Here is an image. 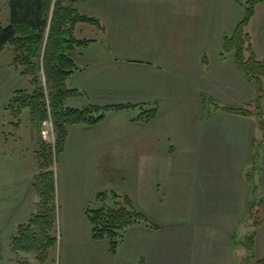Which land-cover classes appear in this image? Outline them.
I'll return each instance as SVG.
<instances>
[{
	"label": "rangeland",
	"instance_id": "rangeland-1",
	"mask_svg": "<svg viewBox=\"0 0 264 264\" xmlns=\"http://www.w3.org/2000/svg\"><path fill=\"white\" fill-rule=\"evenodd\" d=\"M106 1L81 0L77 9L82 14L98 19L100 26L82 23L77 26L75 31L77 38L94 41L90 47L79 50L75 56L77 66L80 69L89 70L87 76L92 77L90 81L83 80L82 93L84 97L79 98L92 99V104L101 106L104 104L94 101H96L95 99L100 101L101 96L95 93V89L101 85L102 81L119 80L118 83L127 81L132 86H138L146 79L145 66L141 63H133L129 59H143L141 56L143 53L154 51L153 48L164 47V44L160 46L150 44V46L143 47L144 43L141 39L147 35V32L141 31L139 35H136L134 31L125 26L123 19H126L127 16L124 12L119 9L109 11ZM139 1L153 3L160 0ZM249 6H253L255 12L246 30L251 36L255 35L252 36V40L256 58L264 60V0H219V6L213 8L218 17L211 20V25L199 27L197 24H191L192 27L195 26V30L202 29L201 32H197L193 46L195 50L199 51V56L201 55V64L204 67L202 69L209 70L214 57L215 62L219 58V61L223 62L229 71L232 66L239 74V79L234 74L232 77L230 75L231 78H228L227 85L224 86L225 91L216 89L205 94L201 105L206 109L202 110V114L217 113L231 118L229 116L233 113L230 110L247 108L249 103L246 101H249L251 94L255 98L258 97L256 101L263 97L262 104H264V78L261 84L249 81L236 66L233 52L227 53L225 58L222 56L225 37L233 35L237 26L246 18V10ZM141 11L151 15L140 16L139 19L156 22L169 17L173 18L174 15L170 14L171 10L166 12L165 9L152 7L143 8ZM10 23V0H0V25L7 27ZM101 26L104 30L101 29ZM171 26L174 27L168 24L163 27V30L169 29ZM141 28L147 27L141 25ZM115 44L118 46L116 45L113 49ZM207 44L209 45L206 46ZM112 49L118 50L117 52L126 50L127 54L115 53L117 57L109 56ZM216 50L217 53L214 55ZM210 54L214 56L211 58ZM116 58L119 62L115 61ZM114 71L120 74L107 76L108 73ZM41 77L43 86L46 88L44 71L41 72ZM32 80L27 67L17 60L14 46L8 45L0 53V223L1 219L3 220L0 231L4 232L0 242L3 248V264H41L35 254L27 255L17 251L15 247V244L18 243L17 239L21 237V229L27 228L34 214L38 212V205L35 204V190L30 183L34 182L35 178L43 172L37 153L39 134L35 132L32 112L30 109H25L19 114L12 102L16 91H25L29 94L34 92L35 87ZM74 80L76 79L69 80V88L74 84ZM238 84L243 90L239 89ZM192 94L191 91V96ZM115 99L111 100L114 102L106 103L119 105L129 104L131 101L127 98ZM76 100L68 99L67 105L73 107ZM82 102L79 100L77 103ZM185 102H187L185 105L191 106L192 104L193 107L179 106L175 109L178 111L176 114H174V110L165 111V117L161 118L163 120L162 128L168 134L164 136L160 132L162 139L159 146L155 139L150 140L148 144L144 145L145 147L143 146L148 149L147 154L155 153L159 162L163 160L162 164L164 163L166 168L163 181L170 184L169 189L178 191L174 193V196L167 194L166 184L161 188V192L157 191L156 195H153L154 191L152 192V190H159V185L154 187L151 185L154 178L146 174L148 171L144 174L142 171L139 172L141 170V154L139 152L135 151L131 154L132 151H123L124 153H120L121 159H116L114 154L110 155V159L108 154L102 153L101 145H93V141L99 139V135H104V138L110 141L119 140L116 144L127 148H133L141 139H143V144L148 142L146 136L140 133L141 124L145 123L140 120V114L143 113L141 108L146 105L140 104L135 109H126L123 115H115L118 117H112V120L104 122L106 130L99 129L101 124L86 129L87 131L82 129L86 127L70 129L71 134L67 145L64 152L60 154H56L54 150L56 136L55 133L53 134L52 122L49 121L43 125L44 135L42 133L41 136L45 142L47 156L53 163L52 170L55 175L56 187V212L51 231L52 236L56 238V246L54 258H50L45 264H183L177 259L188 257L189 251L186 246L198 239V235L201 237L203 230L206 231L210 227V223L200 224L189 220L194 208L192 205L194 200H189L194 162L204 161L205 147L200 139L196 138L194 141V145L198 144L196 152L192 151L190 154L191 146L187 143H178L181 149L176 148L174 152L172 148L173 146L175 148V145H170L168 141V137L172 140L178 139L176 134L179 132L180 126L189 130L193 125L203 127L205 124L204 120L191 121L192 114L200 112L198 104L196 105V97L185 100ZM153 107L147 110H151ZM132 117L134 119H131ZM219 120L220 117L218 119L213 117L210 121L211 126L216 128L220 123ZM125 122L127 124H124ZM231 127L232 125L228 124V128ZM46 131L50 134H47L48 137L45 140ZM129 133L134 136L125 135ZM247 139L249 138L247 137ZM248 145L244 141L246 151ZM253 146L255 148L253 152H247L244 154L245 156H242L243 152L235 153L238 154V159L243 161L242 165L239 164V168L235 169L232 162L226 169L220 170L221 173L212 170L216 177L205 173L204 169H197L194 176L198 183L206 182L203 190L207 196L210 195L208 186L212 179L221 184L224 192L227 190L231 194L239 193L242 188L241 182H244L243 185L245 182H251L250 188L254 189L256 195L252 194L250 207L253 204L256 206L254 217L264 222V138L262 132ZM127 163L131 164L130 167H122ZM170 180L180 188L175 190L176 186L170 183ZM102 192L128 194L133 199L137 210L147 216L149 223L159 225L161 229L148 228L145 223L130 228L123 234L117 254H113L108 239L101 242L93 240L92 225L86 215L89 206L96 207V197ZM218 192L221 194V190ZM216 198L219 199V197ZM36 199L38 202V197ZM199 200L196 198V203L201 209H204V200L201 199L202 201L198 202ZM198 213V211L194 212L195 215ZM255 231L258 235H256L254 256L257 259L264 257V246L262 245L264 227L259 229V227L241 223L234 230L230 241L232 251L236 255V264H241L242 257L248 255L241 242ZM260 236L261 244H259ZM177 240L182 242L183 247L186 248L179 245Z\"/></svg>",
	"mask_w": 264,
	"mask_h": 264
},
{
	"label": "crops",
	"instance_id": "crops-1",
	"mask_svg": "<svg viewBox=\"0 0 264 264\" xmlns=\"http://www.w3.org/2000/svg\"><path fill=\"white\" fill-rule=\"evenodd\" d=\"M105 3L108 6L109 11L112 9H119L124 12L127 16L126 19H123L125 26L134 31L136 35H139L141 31L147 32V35L141 39L144 43L143 47H146L147 45L150 46V44L155 46L164 44V47H152L154 51L143 53L141 55L143 56V59H129L133 63H141L145 66L144 70L147 74L145 81H142L138 86H132L128 84L127 81H123L122 83H118L119 80L102 81L101 85L95 89V93H98L101 96L99 99L100 101L95 99L96 101L94 102H99L98 104L104 105H114V103L106 102H114L111 100H116L115 98H127L131 101H129L130 103H126L146 105L147 107L144 106L141 108L142 112L158 105L160 114L152 123L141 124L142 127L140 133L142 135L144 134L148 139V142L144 144L142 141L143 139H141V141L136 143L133 148H127L123 145L116 144L119 140L110 141L107 138H104V135H99V139L93 141V145H101L102 153L104 155L108 154L110 159L111 154H114V156L117 157L116 159H121L120 153H124L123 151H132L131 154L135 151L139 152L141 154V170L139 172L142 171V174H144L148 171L146 174H149L154 178L151 185L153 187L159 185V190H152V192L154 191L153 195L155 196L157 191L161 192V188L166 184L168 187L167 194L174 196V193L178 191L169 189L170 184L163 181L166 172L164 163L162 164L163 160L162 162L161 160L159 162L155 153L147 154L148 149L144 148V145L148 144L150 140L155 139L159 146V142H161L162 139L160 132L163 133L164 136L168 134L165 133L164 128H162L163 120L161 118L165 117V111L171 112L174 110V114H176L178 111L175 109L179 108V106L193 107L192 104L191 106L185 105V103H187L185 100H190L191 98L196 97V105L198 104L200 112L192 114L191 121H196L197 119L204 120V126L198 127L197 125H193L189 130H185L180 126V130L176 134L178 139H173V141L172 138L168 137V141L170 145H175V148L173 146L172 150L176 148L181 149V146H179L178 143H187L191 146L189 148L190 154L192 151H197L198 144L194 145L196 138H199L205 147L204 161H200L199 163L194 162V171L192 173V182L189 192V200H194L192 203L194 208L191 211L189 220L200 224L210 223V227H208L206 231L203 230L201 237L199 235L197 236L199 240L195 239L186 246L189 251L187 254L188 257H180L177 261H181L183 264H236V255L232 251L230 241L234 230H236L238 225L243 222L246 215L250 212L251 196L252 194L256 195L253 191L254 189L252 190L250 188L252 183L245 182L243 185L244 182H241L240 185H242V188L239 190V193L231 194L229 193L230 191L227 190L224 192V188L221 184L212 179V182L208 186L210 195L207 196L205 190H203L206 182L204 183L202 181L201 183H198L194 176L197 169H204L205 173H208L212 177H216L212 170H217L221 173L222 171L220 170L226 169L232 162L235 169L239 168V164L242 165L243 161H240L238 159V154L235 153L243 152L242 156H245L244 154L247 152L252 153L253 149H255L253 144L255 145V141L258 140L261 132L259 123L253 117L231 114V116H229L231 118H228V116H225L224 114H202V110H204L205 107L201 104L202 98L206 96L205 94L216 89L225 91L224 86L227 85L228 78H231L232 74L239 79V74L238 72H235L233 69L234 67L231 66L229 68L231 71H229L224 63L219 61V58H217L218 61H214L213 56L217 53V50L214 52L213 56L210 54L211 58L213 57L210 69L207 71L202 69L204 67L201 64V55L199 56V51L195 50L193 47L195 38H197V32H201L202 29L199 28V30H195V26L192 27L191 24H197L199 27L211 25V20L218 17V15L214 13L213 8L219 6V0H160L153 3H145L139 0H107ZM150 7L154 9H165L166 12L171 10L170 14H174L173 18H165L159 22L139 19L140 16L151 15L147 12L141 11L143 8L149 9ZM168 24L173 25L174 27L171 26V28L163 30V27ZM141 25H145L147 28H141ZM252 36L255 35L253 34ZM220 37L222 36L220 35ZM129 41H131V39H129ZM116 45L117 44L113 45V49ZM208 45L209 44L206 46ZM113 49L109 56L115 55V53L119 55L127 54L125 53L126 50L117 52L118 50ZM115 56L117 57V55ZM115 61L119 62L118 58H116ZM115 65L116 63L114 66ZM116 74L120 73L114 71L108 73L107 76H115ZM79 75L86 76L81 77ZM87 75H89V70H78L72 76V78L76 80H74L75 82L72 84L71 88L77 89L82 93L84 86V83H82L83 80L90 81V79H92L91 76ZM239 89L241 90L242 88L239 86ZM191 91L193 93L192 96ZM119 95H121V97H119ZM79 97H84L83 93L72 97L73 100L77 99L73 104L74 108H84L92 103V99ZM256 98L251 94L248 99L249 101L246 102L252 103L257 100ZM79 100H82L83 102L77 103ZM124 111L109 114L104 122L112 120V117H118L115 115L125 114ZM213 117L215 119L220 117V123L216 128H213V125L211 126L210 123ZM131 119H134V117ZM104 122L100 123L101 125L99 124L101 126L99 129L106 130ZM124 124L127 123L125 122ZM228 124L232 125L230 129L228 128ZM78 127H86L82 128L85 129L84 131L91 128L81 125L71 127L70 129H76ZM70 134L71 130L69 131V137ZM125 135L131 137L134 136L132 133ZM247 137L249 139H247ZM244 141L249 144L247 151L244 147ZM130 165L127 163L122 167L126 168L130 167ZM172 180H170V183H172ZM256 181L255 178V182ZM32 183L34 182H31L30 185H33ZM172 184L176 186L175 190L180 188L179 185ZM261 185H263V182H261ZM219 190H221V194H219ZM216 192L217 194L215 195ZM37 197L36 194L35 204H38ZM216 197H219V199ZM196 198L200 199L198 202L204 200V209H201L196 203ZM195 211L199 212L198 215L194 214ZM259 222V229H262V226L264 227V222L262 220ZM2 224L3 220L1 219L0 228L2 227ZM3 233L4 232L0 231V238ZM260 239L261 236L259 237V244H261ZM177 241L179 245L183 247L182 242H179V240ZM262 245L264 246V239H262ZM0 248L3 250L1 242ZM3 261V258H1L0 264H3Z\"/></svg>",
	"mask_w": 264,
	"mask_h": 264
},
{
	"label": "trees",
	"instance_id": "trees-1",
	"mask_svg": "<svg viewBox=\"0 0 264 264\" xmlns=\"http://www.w3.org/2000/svg\"><path fill=\"white\" fill-rule=\"evenodd\" d=\"M80 1L10 0L11 23L7 27L0 25V53L8 45H13L17 60L27 67L35 87L32 94L16 91L12 99L19 114L25 109L32 112L33 124L39 134L37 153L43 171L33 183V189L39 199L38 212L34 214L28 227L21 229V237L17 239L15 247L17 251L27 255L35 254L41 264L54 258L56 246V238L51 234L56 212L55 175L52 170L53 163L47 156L45 142L41 136L44 123L52 120L56 136L54 150L56 154H60L65 150L71 127L81 125L94 127L104 122L111 113L138 106L136 104L101 106L90 103L84 108H74L67 105L68 99L82 94L77 89L68 87L69 80L80 70L75 56L79 50L87 49L94 42L77 38L76 28L82 23L100 26L98 19L82 14L77 9ZM254 12L253 6L247 7L246 18L237 26L231 37H225L222 56L225 58L227 53L233 52L236 66L246 78L253 83L261 84L264 78V60L256 58L252 36L246 30ZM101 29L104 30L102 26ZM42 71L46 79L47 92L42 83ZM262 98L247 104V108L231 109L230 112L255 118L264 138ZM158 115L159 106L155 105L151 110L144 111L140 115V120L149 124L156 120ZM256 209L253 204L242 224L256 228L260 226L259 220L254 217ZM86 215L92 225L93 240L101 242L108 239L113 254H117L120 240L130 228L145 223L148 228L161 229V226L149 223L147 216L137 210L128 194L99 193L96 197V207L89 206ZM256 235L255 231L241 242L248 254L242 257L241 264H264V257L257 259L254 256Z\"/></svg>",
	"mask_w": 264,
	"mask_h": 264
}]
</instances>
